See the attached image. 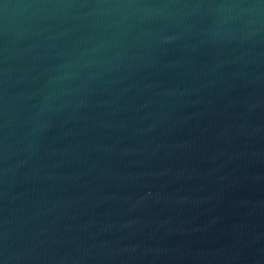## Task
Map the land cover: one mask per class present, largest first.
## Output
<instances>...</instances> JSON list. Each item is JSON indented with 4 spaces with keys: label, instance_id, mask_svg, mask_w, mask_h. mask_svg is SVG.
<instances>
[{
    "label": "water",
    "instance_id": "1",
    "mask_svg": "<svg viewBox=\"0 0 264 264\" xmlns=\"http://www.w3.org/2000/svg\"><path fill=\"white\" fill-rule=\"evenodd\" d=\"M0 264H264V0H0Z\"/></svg>",
    "mask_w": 264,
    "mask_h": 264
}]
</instances>
